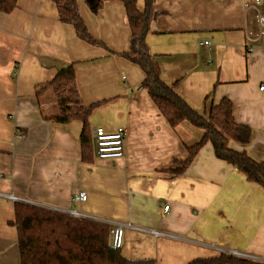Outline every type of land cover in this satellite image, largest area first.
I'll list each match as a JSON object with an SVG mask.
<instances>
[{
	"label": "crops",
	"instance_id": "1",
	"mask_svg": "<svg viewBox=\"0 0 264 264\" xmlns=\"http://www.w3.org/2000/svg\"><path fill=\"white\" fill-rule=\"evenodd\" d=\"M254 3L154 0L158 16L146 43L162 79L180 80L179 92L192 108L207 115L213 103L231 100L236 121L252 130L247 146H231L262 161L264 40L256 37V11L246 9ZM138 7L145 10V0ZM79 12L107 49L81 41L73 26L60 22L50 0H18L12 13L0 16V264H21L10 224L15 203L5 195L130 226L120 250L127 260L189 264L219 256L218 246L264 262V188L218 159L211 143L183 175L163 171L174 159L187 158L193 126L172 129L141 87L142 69L122 56L131 48L124 4L110 0L93 14L79 0ZM73 64L83 102L99 104L89 120L91 163L82 160V123L45 119L57 105L48 90L37 97L58 70ZM97 128L125 129L123 158H96ZM81 192L87 201L74 202Z\"/></svg>",
	"mask_w": 264,
	"mask_h": 264
},
{
	"label": "trees",
	"instance_id": "2",
	"mask_svg": "<svg viewBox=\"0 0 264 264\" xmlns=\"http://www.w3.org/2000/svg\"><path fill=\"white\" fill-rule=\"evenodd\" d=\"M50 1L56 5L60 22L73 26L81 41L106 48L104 43L96 40L88 31L79 12V0ZM84 1L93 14H98L110 0ZM119 1L125 6L131 30L130 52L122 56L144 72L145 79L141 87L149 92L172 129L177 130L187 122L203 130L199 142L194 145L185 144L187 158L174 159L163 171L172 177L183 175L202 148L211 143L218 159L232 165L248 182L264 188V160L257 161L246 150H237L231 146L233 143L247 146L252 138L250 127L236 121L231 100L223 98L210 106L207 115L202 114L181 96L180 80L170 84L162 79L157 56L150 53L146 43L150 21L158 16L152 12L154 0H145V10H140L138 0ZM17 4L18 0H0V12L10 14L17 8ZM47 90L52 93L58 111L45 119L61 125L81 122L82 160L91 163L93 149L89 120L99 104L87 106L83 102L78 90L75 65L58 70L54 79L37 91V97L40 98ZM10 224L17 230L21 264H156L154 260L125 259L121 249L115 250L110 246V227L102 222L75 218L39 205L16 202L15 219ZM189 264L264 262L221 253L216 257L196 259Z\"/></svg>",
	"mask_w": 264,
	"mask_h": 264
},
{
	"label": "built area",
	"instance_id": "3",
	"mask_svg": "<svg viewBox=\"0 0 264 264\" xmlns=\"http://www.w3.org/2000/svg\"><path fill=\"white\" fill-rule=\"evenodd\" d=\"M246 9H254L256 11V26H257V39L264 40V0H255L254 5H246ZM0 12V16H1ZM210 42H204L201 44V46H209ZM262 91H264V87L261 88ZM125 137H126V131L124 128H119L116 131L109 132L106 131L103 128H97L94 131V142H95V155L98 160H116L123 158L125 156ZM6 198L11 200L12 202H23L27 204H31L30 202L20 200L19 198H16L15 196L11 195H5ZM88 199V196L85 192H81L78 194H75L73 197V201L76 203L79 202H86ZM44 207V206H43ZM48 208V207H46ZM52 209V208H49ZM60 213L68 214L75 218H81V219H89L97 222H102L107 224L110 227V246L115 249H121L124 244V235L126 228L130 227L127 226L124 223L120 222H111L109 220H101L98 218H94L91 216H86L84 214H81L77 211H67V210H60V209H52ZM169 210V207H165L164 211L167 212ZM132 228V227H131ZM137 231L144 232L156 237H163L166 236L165 234L153 231V230H145L141 228H134ZM170 237V236H168ZM215 249L219 250L221 253L231 254L239 258H251L250 256L240 254L238 252L229 251L222 247H216Z\"/></svg>",
	"mask_w": 264,
	"mask_h": 264
},
{
	"label": "rangeland",
	"instance_id": "4",
	"mask_svg": "<svg viewBox=\"0 0 264 264\" xmlns=\"http://www.w3.org/2000/svg\"><path fill=\"white\" fill-rule=\"evenodd\" d=\"M192 128V134L191 136V140H189L188 145H194L197 142H199L203 136V130L199 129V128H195V127H191Z\"/></svg>",
	"mask_w": 264,
	"mask_h": 264
},
{
	"label": "water",
	"instance_id": "5",
	"mask_svg": "<svg viewBox=\"0 0 264 264\" xmlns=\"http://www.w3.org/2000/svg\"><path fill=\"white\" fill-rule=\"evenodd\" d=\"M95 143V142H94Z\"/></svg>",
	"mask_w": 264,
	"mask_h": 264
}]
</instances>
